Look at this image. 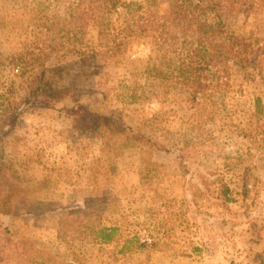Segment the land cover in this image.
Instances as JSON below:
<instances>
[{
	"label": "rangeland",
	"instance_id": "374dc122",
	"mask_svg": "<svg viewBox=\"0 0 264 264\" xmlns=\"http://www.w3.org/2000/svg\"><path fill=\"white\" fill-rule=\"evenodd\" d=\"M167 10L0 0V187L16 206L0 228L72 264H264V65L253 81L236 67L196 75L193 41L160 36ZM201 16L264 45V5ZM43 66L70 89L56 106L28 103ZM82 110L148 140L82 130ZM6 246L0 233V264H12Z\"/></svg>",
	"mask_w": 264,
	"mask_h": 264
},
{
	"label": "trees",
	"instance_id": "16d2710c",
	"mask_svg": "<svg viewBox=\"0 0 264 264\" xmlns=\"http://www.w3.org/2000/svg\"><path fill=\"white\" fill-rule=\"evenodd\" d=\"M149 1V0H148ZM169 10L164 12L160 21H157L160 36L169 43L179 44L183 40L191 42L189 52L190 66L195 74L212 71L214 67H236L247 80H255L258 71L264 65V45L247 43L239 37L228 38L220 23L211 24L204 20L202 14L223 15L225 13H240L249 17L255 10L264 5V0H168ZM56 70L43 66L35 70L30 78L28 103H44L47 107L56 106L70 96V89L58 87L50 80L51 74ZM199 78L192 82L191 90L193 99L198 94ZM3 104L7 106L9 101L3 97ZM82 118L86 111L82 110ZM75 115V114H74ZM83 119L76 117V126L92 133L106 132L111 136H120L128 141H147L146 136L134 131L128 126L118 125L109 118L99 116H85ZM3 171L0 168V179ZM227 198V192H225ZM16 213V206L12 202L11 192L0 187V219L10 217ZM117 229H103L102 238L112 241L113 233ZM0 233L6 242V247L11 255L12 264H72L63 257L54 255L47 249H40L33 241L10 231L9 228H0ZM5 247V248H6ZM142 247V245H141ZM7 249V248H6Z\"/></svg>",
	"mask_w": 264,
	"mask_h": 264
}]
</instances>
